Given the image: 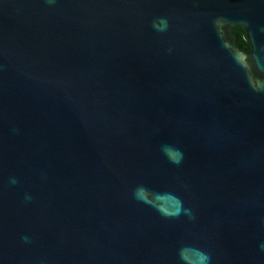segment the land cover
Returning <instances> with one entry per match:
<instances>
[{"label":"water","instance_id":"95a60500","mask_svg":"<svg viewBox=\"0 0 264 264\" xmlns=\"http://www.w3.org/2000/svg\"><path fill=\"white\" fill-rule=\"evenodd\" d=\"M0 264H264V0H0Z\"/></svg>","mask_w":264,"mask_h":264},{"label":"trees","instance_id":"16d2710c","mask_svg":"<svg viewBox=\"0 0 264 264\" xmlns=\"http://www.w3.org/2000/svg\"><path fill=\"white\" fill-rule=\"evenodd\" d=\"M230 33L234 38L236 47L244 52H250V44L246 38V33L242 27H232Z\"/></svg>","mask_w":264,"mask_h":264}]
</instances>
